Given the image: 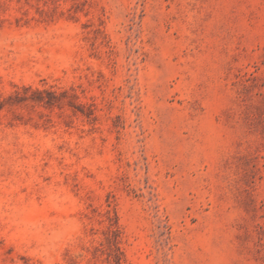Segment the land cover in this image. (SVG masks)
<instances>
[{"label": "rangeland", "instance_id": "obj_1", "mask_svg": "<svg viewBox=\"0 0 264 264\" xmlns=\"http://www.w3.org/2000/svg\"><path fill=\"white\" fill-rule=\"evenodd\" d=\"M0 264H264V0H0Z\"/></svg>", "mask_w": 264, "mask_h": 264}]
</instances>
